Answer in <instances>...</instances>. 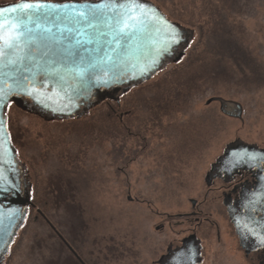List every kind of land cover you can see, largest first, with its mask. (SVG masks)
Here are the masks:
<instances>
[{"label": "rangeland", "instance_id": "1", "mask_svg": "<svg viewBox=\"0 0 264 264\" xmlns=\"http://www.w3.org/2000/svg\"><path fill=\"white\" fill-rule=\"evenodd\" d=\"M151 1L193 36L179 61L130 86L116 111L100 103L44 120L8 106L32 198L2 264H79L38 210L86 264H150L174 236L155 226L186 208L212 154L237 138L264 144V0ZM212 96L239 101L242 117L206 103ZM119 148L124 159L140 154L122 171Z\"/></svg>", "mask_w": 264, "mask_h": 264}, {"label": "water", "instance_id": "2", "mask_svg": "<svg viewBox=\"0 0 264 264\" xmlns=\"http://www.w3.org/2000/svg\"><path fill=\"white\" fill-rule=\"evenodd\" d=\"M138 2L139 8L133 0H14L0 3V8L23 3L55 6L35 14L33 10L26 9L32 14V19L39 17L40 27L29 23L27 27L31 32L26 31L25 36L12 48L0 42L3 51L0 55V89L7 93L6 98L0 101V187L7 189L0 193V251L14 238L23 222L27 205L31 204L29 195L21 189L16 152L7 129L5 108L9 101L14 100L21 106L22 98L26 97L33 106L49 113L50 117L67 118L81 114V109L86 111L101 89L123 86L122 92H125L130 86L149 79L160 69L164 60L174 57V61H178L182 58L193 30L167 18L151 0ZM129 4H132L130 9ZM73 5L81 11L100 10L93 20L95 29L75 23ZM4 15L14 17L16 14ZM53 19L60 29L70 27L75 31L85 28L89 34L95 35L94 42L85 45L87 51L80 49L78 56L68 55L66 49L75 51L72 48L74 41L69 44L60 36L57 28L52 26ZM124 23L128 27L122 33L120 29ZM46 27H52L51 34L43 32ZM174 31L180 35L178 44L169 43V36ZM53 34L62 44L54 43ZM45 52L48 55H44ZM211 101L218 102L219 110L224 115L242 117L239 101L221 96L206 99V103ZM244 145L237 138L226 143L224 149ZM219 168L218 162L213 163L208 174L212 176ZM38 212L58 234L55 226L40 210ZM61 239L67 244L64 238Z\"/></svg>", "mask_w": 264, "mask_h": 264}, {"label": "flooded vegetation", "instance_id": "3", "mask_svg": "<svg viewBox=\"0 0 264 264\" xmlns=\"http://www.w3.org/2000/svg\"><path fill=\"white\" fill-rule=\"evenodd\" d=\"M172 59L174 57L164 60L160 69ZM122 88L123 86H113L108 90L101 89L99 95L92 99L90 109L102 103L104 110H109L111 113L116 111L118 105L114 104V106L113 103H119L118 99L124 94ZM11 104H15L14 100H10L7 104L5 115ZM21 104L19 107L39 115L44 120L66 119V117H50L49 113L33 106L26 97L22 98ZM82 111L81 109L80 113L86 112ZM244 143L241 148L225 151L223 147L221 151L212 154L198 187H195L194 193L187 197L186 208L173 214H164L166 220L157 224L155 229L165 230L171 234L173 232L174 236L169 238L164 249L152 259L150 264H236L238 262L264 264V144L248 141ZM122 151L123 149L119 148V151L115 150L113 154L115 162L120 163L116 167L121 171L124 165L128 166L126 162L138 160L140 156L135 154L132 158L124 159ZM198 155L197 164L202 161L201 155ZM107 158V155L102 157L103 168L108 164ZM16 160L22 192L27 193L31 199L32 185L26 165L20 160L17 152ZM215 162L219 163L220 168L210 176L208 172ZM28 208L29 204L25 214ZM45 217L47 218L46 215ZM42 218L46 222L43 216ZM170 220L176 221L181 227L173 228ZM56 230L66 240L67 244L53 231L66 250L79 264H86L75 247L57 228ZM12 240L0 251V264Z\"/></svg>", "mask_w": 264, "mask_h": 264}, {"label": "snow or ice", "instance_id": "4", "mask_svg": "<svg viewBox=\"0 0 264 264\" xmlns=\"http://www.w3.org/2000/svg\"><path fill=\"white\" fill-rule=\"evenodd\" d=\"M133 3H135L136 7L139 8L140 4L138 0H133ZM48 7H55V6H49L45 4H31V3H23L18 4L15 7L11 8H0V42H2L6 47L12 48L16 46L17 42L21 40L25 36V32H31V29L27 27L29 23L34 24L37 28L40 27V24L38 23L39 17L37 19H32V14L25 11L27 10H33V14L39 13L40 10L48 8ZM69 7V6H65ZM74 10V16L73 20L75 23L80 24H86L87 28L95 29L96 25L93 23V20L96 19V14L99 12V9L95 10H85L81 11L76 9V7L73 5L71 6ZM132 7V4L128 5V8L130 9ZM85 9H87V6H85ZM5 13H14L16 14L14 17L8 16L5 17ZM130 15V13H129ZM63 22V21H61ZM52 26L56 27L57 30L60 32V36L64 39L69 41V44H72V41H74V44H72V48L75 49V51H71L66 49L68 52V55H79L80 49H84L85 45L91 44L95 40L94 34H89L85 28H79L73 30V28L66 27L64 29L59 28V24L56 22L55 19L52 20ZM128 25L127 23H124V26L120 29V32H126ZM43 32L45 33H52V27H46L43 29ZM53 40L54 43L60 45L62 44V41L58 38H55V35L53 34ZM180 42V35L178 32H172L169 36V43L170 44H178ZM167 51V48L164 49ZM3 54L2 49H0V55ZM44 55H48L47 52L44 53ZM7 96V93L4 92L3 89H0V101L5 99ZM7 189L0 187V193L6 192Z\"/></svg>", "mask_w": 264, "mask_h": 264}, {"label": "trees", "instance_id": "5", "mask_svg": "<svg viewBox=\"0 0 264 264\" xmlns=\"http://www.w3.org/2000/svg\"><path fill=\"white\" fill-rule=\"evenodd\" d=\"M60 1H63V0H60ZM7 2H9V1H7ZM3 3H5V2H3Z\"/></svg>", "mask_w": 264, "mask_h": 264}]
</instances>
